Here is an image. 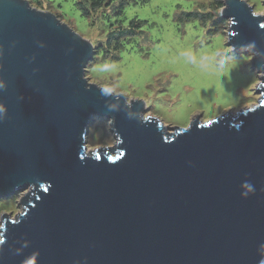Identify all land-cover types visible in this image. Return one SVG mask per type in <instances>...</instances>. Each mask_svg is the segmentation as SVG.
Here are the masks:
<instances>
[{
  "label": "water",
  "instance_id": "1",
  "mask_svg": "<svg viewBox=\"0 0 264 264\" xmlns=\"http://www.w3.org/2000/svg\"><path fill=\"white\" fill-rule=\"evenodd\" d=\"M222 3L259 99L176 128L87 83L94 47L53 14L0 0V198L25 190L0 216V264L264 261V13ZM94 116L114 145L86 152Z\"/></svg>",
  "mask_w": 264,
  "mask_h": 264
},
{
  "label": "rangeland",
  "instance_id": "2",
  "mask_svg": "<svg viewBox=\"0 0 264 264\" xmlns=\"http://www.w3.org/2000/svg\"><path fill=\"white\" fill-rule=\"evenodd\" d=\"M26 1L95 47L83 72L87 83L122 94L126 102L142 101L143 115L163 126L184 128L195 116L210 120L259 99L254 90L261 82L250 69V55L234 52L226 43L228 22L219 16L222 0H123L119 14L117 2L108 0L94 10L88 0ZM78 1L86 17L76 8ZM243 1L254 14L264 13L263 0ZM109 25L128 33L120 36L115 51L103 44L113 30ZM109 122L92 118L84 139L86 152L114 145ZM23 192L0 198V216L11 219L21 212Z\"/></svg>",
  "mask_w": 264,
  "mask_h": 264
},
{
  "label": "trees",
  "instance_id": "3",
  "mask_svg": "<svg viewBox=\"0 0 264 264\" xmlns=\"http://www.w3.org/2000/svg\"><path fill=\"white\" fill-rule=\"evenodd\" d=\"M89 1V6L91 9H97L101 6L102 2H105V0H88ZM107 1V0H106ZM109 4L117 2L116 6V13L115 14H119L120 9L123 7L124 3L123 0H108ZM221 2H219V7H221ZM76 8L78 9L80 15L82 17H86L85 15H87V10L81 6V3L78 1V3L76 4ZM113 28V30H111L109 33H107V38L104 41V46L108 49V47H112L111 50L115 51L117 45H118V41L120 36H125L128 33L126 32V29L119 27L118 29L113 26V25H109ZM99 50V46L98 49ZM94 52H95V47H94ZM94 55V54H93Z\"/></svg>",
  "mask_w": 264,
  "mask_h": 264
},
{
  "label": "clouds",
  "instance_id": "4",
  "mask_svg": "<svg viewBox=\"0 0 264 264\" xmlns=\"http://www.w3.org/2000/svg\"><path fill=\"white\" fill-rule=\"evenodd\" d=\"M0 87H3V84H0ZM3 111V108H0V112ZM242 188H246L247 189V192L243 193V195L246 197L248 196L249 193H253L254 192V187L253 185H251L250 183L248 182H245L243 185H242ZM0 243H3L2 240H0ZM28 264H33V261L32 260H29L28 261ZM261 264H264V261L261 262Z\"/></svg>",
  "mask_w": 264,
  "mask_h": 264
}]
</instances>
